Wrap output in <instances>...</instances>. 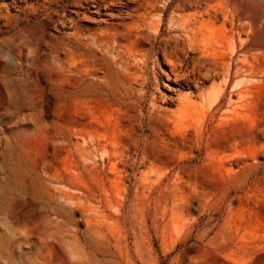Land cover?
Here are the masks:
<instances>
[{
  "label": "rangeland",
  "instance_id": "1",
  "mask_svg": "<svg viewBox=\"0 0 264 264\" xmlns=\"http://www.w3.org/2000/svg\"><path fill=\"white\" fill-rule=\"evenodd\" d=\"M0 264H264V0H0Z\"/></svg>",
  "mask_w": 264,
  "mask_h": 264
},
{
  "label": "bare ground",
  "instance_id": "2",
  "mask_svg": "<svg viewBox=\"0 0 264 264\" xmlns=\"http://www.w3.org/2000/svg\"><path fill=\"white\" fill-rule=\"evenodd\" d=\"M177 61H178V59H177ZM172 64V63H171ZM178 65H180V63H178ZM181 66V65H180ZM174 67V66H173ZM178 67V66H177ZM173 72V71H172ZM172 74V73H171ZM180 75V74H179ZM183 75V74H182ZM175 77V76H174ZM180 77V76H179ZM182 77V76H181ZM146 98V97H145Z\"/></svg>",
  "mask_w": 264,
  "mask_h": 264
}]
</instances>
